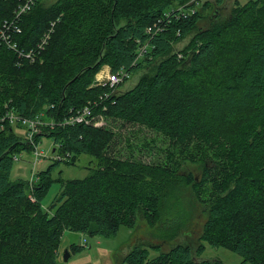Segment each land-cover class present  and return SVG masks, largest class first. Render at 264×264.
Returning a JSON list of instances; mask_svg holds the SVG:
<instances>
[{
    "label": "trees",
    "instance_id": "obj_1",
    "mask_svg": "<svg viewBox=\"0 0 264 264\" xmlns=\"http://www.w3.org/2000/svg\"><path fill=\"white\" fill-rule=\"evenodd\" d=\"M23 1L0 0V32ZM212 1L192 13L189 0H58L49 7L37 0L23 16L22 33L13 36L19 49L31 50L50 30L51 38L34 64L0 45V110L9 104L25 117L44 112L47 121H60L96 102V112L115 126H61L37 134L38 142L53 138L64 157L96 161L85 179L62 183L51 213L42 201L53 166L32 186L12 181L14 156L33 148L14 128L0 133V264H61L65 232L111 238L122 225L134 228L139 214L150 226L177 223L174 217L164 222V214L182 185L208 209L203 241L245 263L264 264V0H236L227 18L218 8L206 14ZM188 36L193 39L182 58L172 55ZM156 62L132 89L100 99L111 92L94 85L103 67L133 75ZM229 119L233 127L223 128ZM119 123L161 135L169 143L166 160L143 161L133 144L127 156L113 155ZM186 161L204 164L199 179L179 177ZM170 248L150 258L136 245L121 263L222 264L195 258L204 246L197 252L184 244Z\"/></svg>",
    "mask_w": 264,
    "mask_h": 264
},
{
    "label": "rangeland",
    "instance_id": "obj_2",
    "mask_svg": "<svg viewBox=\"0 0 264 264\" xmlns=\"http://www.w3.org/2000/svg\"><path fill=\"white\" fill-rule=\"evenodd\" d=\"M58 0H42L43 7H49ZM212 1V0H211ZM241 5H245L249 0H237ZM215 2L214 0L211 2ZM236 0H224L220 6L212 5L211 3L205 6L206 14H209L218 8L222 18H227L231 15ZM193 36L181 40L174 46L172 55L177 54L182 58L181 51H186L191 43ZM158 62L150 66L149 69H143L136 74H133L125 83H123L117 90V93H124L139 82L145 75L151 73ZM98 75L104 74L101 81L95 77L94 85L104 83L107 81V76L111 73L108 67H103ZM225 116V115H224ZM222 117V119L224 118ZM241 114L236 117V122L239 121ZM96 122L99 126L112 127L109 118L102 116L101 113L95 111ZM223 120L222 127L230 129L233 127V122ZM235 120V119H234ZM121 132V138L116 141L113 147V155L122 154L128 155V144H133L134 153L138 155L141 160L146 162L165 161L166 150L169 146L161 135L149 131L147 129L134 128L132 126L123 125L119 123L116 126ZM14 132L22 139L25 138V131L23 128H14ZM131 142V143H129ZM150 147H146L147 144ZM54 139L48 136L39 137V150L44 154L42 159L34 166L33 150L25 151L18 155V160L14 161L11 171L12 181H24L27 183L33 182V174L39 177L41 172L50 170V180L52 181L51 188L45 195L42 201L44 211L51 213L52 204L59 194L62 183L71 180H82L91 174V170L95 167L96 161L89 155H81L69 160L74 161V165L66 164L63 154L57 150ZM62 155V156H61ZM61 160V161H60ZM204 164L202 162L191 163L186 161L181 166L179 177H188L191 174L194 178L199 179L202 175ZM34 185V184H33ZM32 186V184H30ZM180 192L175 198L174 203L169 211L165 210L164 222H167L168 217H174L175 222H167L168 224H157L150 226L144 217L139 214L137 224L134 228L122 225L116 236L111 238H102L99 236H90L76 232H65L59 244V261L61 264H123L122 259L135 247L136 245H143L149 250L150 258H154L163 252H166L171 246L175 244L189 245L194 252L198 248L204 246V252L199 255L194 254L198 260H214L220 261L222 264H250L245 263L243 258L225 248H215L203 241V226L208 219V209L199 201L196 200L192 193V188L188 186L180 187ZM170 213V215H169ZM72 245L82 246L83 249L73 250L70 252L71 258L65 261L64 256L67 249ZM171 249V248H170ZM169 249V250H170Z\"/></svg>",
    "mask_w": 264,
    "mask_h": 264
},
{
    "label": "built area",
    "instance_id": "obj_3",
    "mask_svg": "<svg viewBox=\"0 0 264 264\" xmlns=\"http://www.w3.org/2000/svg\"><path fill=\"white\" fill-rule=\"evenodd\" d=\"M37 0H24L22 4L19 5V7L14 12V17L10 21H6L4 23V26L0 32V45H5L9 50L15 52L18 56V59L23 62L24 60H27L29 63L34 64L39 60V57L41 53L45 50L46 46L49 43V40L51 38L52 30H50L49 33H46L40 40V42L32 48L31 50L25 51L19 49L18 43L15 42L13 36L17 34L22 33L21 28V21L23 19V16L29 13L33 7L35 6ZM208 1L211 0H189L188 9L190 12L195 13L199 11V9ZM185 7H179L178 11L184 12ZM169 14H165V17H169ZM155 27H158V24H156ZM149 33L152 32V28L148 29ZM146 47H142L140 49V56H143L145 54ZM101 72V71H100ZM99 72V73H100ZM98 73V74H99ZM97 74V80L101 81L104 77V74L102 75ZM132 74L128 73L124 69H121L120 71L116 73H110L107 76V81L104 83H99L97 86H107L110 93H105L103 97H109L110 94H114L116 90L125 83ZM98 106V103H89L88 105L84 106L83 108L79 109H71V113L63 118L62 120H46V114L40 113L36 115L33 118H28L25 116L20 115L16 108L13 106H10L9 104H6L4 109L0 110V133L5 132L9 128H23L25 131V139L28 141L30 146L33 148V155H34V166L38 164L40 159L43 157V153L39 150V142L36 140L37 134H39L42 131V128H50L51 130H55L57 127H68V126H75V125H90L93 124L94 126H99L96 122L95 117V111L96 107ZM59 147V145H57ZM56 152V151H54ZM67 159L71 158L72 156L68 153L65 156ZM18 155L14 156V160H18ZM39 177H36V174H33V182L30 184H36Z\"/></svg>",
    "mask_w": 264,
    "mask_h": 264
},
{
    "label": "water",
    "instance_id": "obj_4",
    "mask_svg": "<svg viewBox=\"0 0 264 264\" xmlns=\"http://www.w3.org/2000/svg\"><path fill=\"white\" fill-rule=\"evenodd\" d=\"M70 258H71V254H70L69 250L67 249L66 254L64 256V259L67 262V261H69Z\"/></svg>",
    "mask_w": 264,
    "mask_h": 264
},
{
    "label": "crops",
    "instance_id": "obj_5",
    "mask_svg": "<svg viewBox=\"0 0 264 264\" xmlns=\"http://www.w3.org/2000/svg\"><path fill=\"white\" fill-rule=\"evenodd\" d=\"M105 67H108V66H105ZM109 68V67H108ZM110 69V68H109Z\"/></svg>",
    "mask_w": 264,
    "mask_h": 264
}]
</instances>
